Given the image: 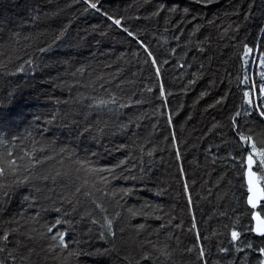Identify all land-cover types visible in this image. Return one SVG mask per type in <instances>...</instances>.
<instances>
[{
    "label": "trees",
    "instance_id": "1",
    "mask_svg": "<svg viewBox=\"0 0 264 264\" xmlns=\"http://www.w3.org/2000/svg\"><path fill=\"white\" fill-rule=\"evenodd\" d=\"M91 2L98 11L86 0H0V152L24 156L16 177L0 178V247L19 240L33 249L23 264H62L67 253L48 251L59 231L83 253L68 264H203L201 246L207 264H258L264 236L252 232L237 132L264 146V0Z\"/></svg>",
    "mask_w": 264,
    "mask_h": 264
},
{
    "label": "snow or ice",
    "instance_id": "2",
    "mask_svg": "<svg viewBox=\"0 0 264 264\" xmlns=\"http://www.w3.org/2000/svg\"><path fill=\"white\" fill-rule=\"evenodd\" d=\"M86 2L89 4V7L93 8V9H97V4L96 3H92L91 0H86ZM195 3L197 4H209L212 3V0H195ZM162 7V6H161ZM99 9H97L98 11ZM170 12H177L178 9L177 8H170L169 9ZM183 13L186 15L189 12L188 8H184ZM160 9H157L156 12L153 13V15H159ZM109 20H111L116 26L121 27L122 30L124 32L127 33L128 36L133 37V39H136V36L134 35V33L132 31H129L128 28L123 27L122 25V21L121 19H114L112 16H108L107 17ZM247 18V17H246ZM262 31H264V29H262ZM57 40L60 39L59 36L56 37ZM137 43L140 45L141 48L144 49L145 53H147V56L151 59V64L153 66L156 65L157 61L156 59L153 57L152 52L149 50L148 46L142 41V40H137ZM42 52L45 51L46 49L42 48L40 49ZM201 52L204 51L203 48L200 49ZM252 49L248 48L247 45H245V54L251 52ZM261 62L264 63V57H262ZM28 63L30 64L31 61H28ZM145 63H148V60L145 61ZM2 66V65H0ZM18 72H22L24 71L23 66L21 65L18 69ZM157 75H159V69H156ZM195 75V74H194ZM245 81H247V76H245ZM192 81H190L191 83ZM149 91H151V89H149ZM259 94L264 97V84H262L259 88ZM161 95H164L163 92V87L161 86ZM244 99L245 102L248 105H252L253 104V100H252V92L250 91H245L244 92ZM101 104H105V101H100ZM111 103L115 104L116 100L115 98H113L111 100ZM219 103V101H218ZM123 106V105H121ZM255 111L258 113L259 117L262 119V121H264V107H259V108H255ZM251 113H245V115H250ZM236 116H239L240 113L237 112L235 114ZM169 123H171V119L169 118ZM237 124L236 118L235 116L232 118V125L235 128ZM237 136H238V141L237 143L241 145V149H242V154L239 157V164L241 167V171H242V175L244 177H246L247 180V203L251 206V208L255 209L257 207L258 202L264 200V187H261V182L264 181V146H257V141L253 138L252 135H245L243 133H239L237 132ZM13 140L17 139L16 137H12ZM7 143V141L3 138H0V146H4ZM262 144H264V141L261 142ZM35 151V149H34ZM41 151H43V149H41ZM243 153H247V155H243ZM25 156H30V153H25ZM149 156L152 155V152L148 153ZM177 159H179V152H177ZM50 158V157H48ZM23 160L24 156H20L18 158H14L13 157V152L9 149H5L4 152H0V178L5 177L6 175L9 176H13L16 177V174L18 173V171L20 170V165L18 164L17 160ZM235 159V157L233 158ZM78 163H80L82 166L87 164V161H78ZM124 161H121L120 164H123ZM120 165H116L115 167H119ZM25 171H27V169H24ZM87 171L89 172H104L107 171L109 173H111L113 171V169H95L92 168L90 165L87 168ZM258 172L260 173L258 175ZM135 178V177H134ZM28 177L25 176L24 180H20L19 183H23L25 180H27ZM44 179H47V177H44ZM101 180H103L105 183L107 182L105 180L104 177H101ZM85 183H87V181H85ZM243 186V185H242ZM6 184L2 181H0V193H2L3 196H7L8 192L5 190L6 189ZM185 191H187V185L185 184ZM77 192L80 191L79 188L76 189ZM69 203H71V201H69ZM98 208L101 207V205L97 204L96 205ZM57 211H59V209H57ZM133 215H135V213H132ZM118 215V214H117ZM105 219V223L103 225H101L102 228H107V234L115 237V232L113 231V227H112V220L108 219L107 217L104 218ZM253 219L257 221V227L252 229V231L257 232L260 236H264V218L261 217L260 214L258 213H254L253 214ZM93 223H96L95 220H93ZM56 224L59 225L61 224V220H57ZM53 227H55V225H53ZM53 227H49L47 229V231L49 233H51L53 231ZM139 227H143V225H140ZM163 227V226H162ZM192 227L195 228L196 224L195 221L193 220V224ZM13 232H15L16 230L13 229ZM33 231H35L33 229ZM20 235H24L27 236V233H20ZM65 232H55V234L51 235L50 237H48L49 243H48V251L50 253H56V250L59 249V253H57V255H59L60 253H67V255L63 258V262L62 264H68V258L69 257H73V256H79L82 253V251L76 250V251H69L68 250V243L65 240ZM8 237H9V233L5 232L4 235L2 237H0V239H2L3 241L7 242L8 241ZM231 237L233 241H236L239 239L240 237V232L233 229L231 232ZM29 239H31V237H28ZM100 239H104L105 238V233L101 232L100 233ZM197 241H199L200 237L199 234H197L196 237ZM83 243H87V241H82ZM76 243H81V241H77ZM21 242L19 240L16 241V246L9 249L7 246V243L4 244L3 247H0V264H17V261L19 260L21 262V264H23L24 261L29 260V257L33 251V249L28 248L27 249V255L21 251ZM248 248H251L252 245L249 244L247 245ZM193 249L189 248L187 249L188 252H191ZM110 249H104L103 252H97V255H106L110 252ZM221 252H227L228 249L227 248H221L220 249ZM237 251H242V249H237ZM259 251V255L261 257V259L258 261V264H264V247H261L258 249ZM162 255H170L169 253H167L166 251H162L161 253ZM198 258L200 261H203V264H207V260H206V254H205V250L204 248L201 246L198 249ZM125 259H127V257H125ZM141 259H148L147 256H143L141 257ZM137 264H139V261H137Z\"/></svg>",
    "mask_w": 264,
    "mask_h": 264
},
{
    "label": "water",
    "instance_id": "3",
    "mask_svg": "<svg viewBox=\"0 0 264 264\" xmlns=\"http://www.w3.org/2000/svg\"><path fill=\"white\" fill-rule=\"evenodd\" d=\"M244 183H245V186H246V189L245 190H247V180H246V177H244ZM262 187V186H261ZM263 201V200H262ZM261 201L260 202H258V204H257V207L255 208V209H253V208H251V206L247 203V196H246V204H247V206L252 210V213H251V222H252V229H254V228H256L257 227V221L256 220H254L253 219V214L254 213H258V214H260L259 212H258V207L261 205ZM261 215V214H260ZM262 217V216H261ZM262 218H264V217H262ZM253 233H254V235H256V236H260L257 232H255V231H252Z\"/></svg>",
    "mask_w": 264,
    "mask_h": 264
},
{
    "label": "rangeland",
    "instance_id": "4",
    "mask_svg": "<svg viewBox=\"0 0 264 264\" xmlns=\"http://www.w3.org/2000/svg\"><path fill=\"white\" fill-rule=\"evenodd\" d=\"M258 174H260V173L258 172ZM261 184L264 186V181H262Z\"/></svg>",
    "mask_w": 264,
    "mask_h": 264
}]
</instances>
